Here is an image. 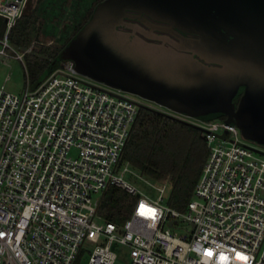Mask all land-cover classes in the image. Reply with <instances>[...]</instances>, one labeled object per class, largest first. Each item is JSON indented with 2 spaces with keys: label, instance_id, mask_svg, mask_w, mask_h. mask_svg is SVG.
<instances>
[{
  "label": "built area",
  "instance_id": "2783aa9c",
  "mask_svg": "<svg viewBox=\"0 0 264 264\" xmlns=\"http://www.w3.org/2000/svg\"><path fill=\"white\" fill-rule=\"evenodd\" d=\"M29 1L0 0V62L24 61L9 35ZM56 70L35 89L27 67L23 91L0 86V264H75L84 250L88 264H115L117 245L130 248L128 264H264V150L225 119L200 121L209 155L187 212L172 208L168 180L121 164L141 104L72 62ZM109 186L136 197L120 225L94 198ZM179 222L191 225L184 235L171 232Z\"/></svg>",
  "mask_w": 264,
  "mask_h": 264
},
{
  "label": "water",
  "instance_id": "95a60500",
  "mask_svg": "<svg viewBox=\"0 0 264 264\" xmlns=\"http://www.w3.org/2000/svg\"><path fill=\"white\" fill-rule=\"evenodd\" d=\"M65 62L264 146V0H103L32 89Z\"/></svg>",
  "mask_w": 264,
  "mask_h": 264
},
{
  "label": "trees",
  "instance_id": "16d2710c",
  "mask_svg": "<svg viewBox=\"0 0 264 264\" xmlns=\"http://www.w3.org/2000/svg\"><path fill=\"white\" fill-rule=\"evenodd\" d=\"M34 1H29L9 35L13 45L25 50L41 34L47 23V17L44 16V13L48 9L40 7L43 0H37V4H34ZM101 1L96 0L83 13V6H81L83 2L79 0L77 12L78 10L80 13L82 12V18L74 24L71 37L65 39L61 47L40 44L39 48H35L31 53L26 54V56L30 55L28 57H31L28 75H30L32 86L49 69L58 54L73 38V35L87 23L95 6ZM57 16L58 14L53 15V17ZM51 73L53 72H50L47 78ZM47 78L45 77L43 80L45 81ZM139 111L140 114L125 147L123 159L129 161L133 168H137L143 175L152 180H168L171 193L167 205L184 211L194 195L195 185L209 155L203 132L199 128L154 108L141 106ZM222 119L225 118L222 117ZM135 201L136 197L124 189L109 186L100 198L99 214L105 221L123 223L131 217Z\"/></svg>",
  "mask_w": 264,
  "mask_h": 264
},
{
  "label": "rangeland",
  "instance_id": "374dc122",
  "mask_svg": "<svg viewBox=\"0 0 264 264\" xmlns=\"http://www.w3.org/2000/svg\"><path fill=\"white\" fill-rule=\"evenodd\" d=\"M96 0H82L83 4H81L83 13L87 11L95 2ZM37 0L34 1V4ZM79 3V0H43V4L40 6L42 9L46 7L48 10L46 13H44V16L47 17V23L45 24L43 31L41 34L35 38V40L32 42L31 46L28 47L26 50L24 48L17 47L19 52L23 53L24 61L19 59L10 58L7 59L5 62H0V86H4L7 90L11 92H21L25 88L28 80V75L26 74V67L29 69L30 59L31 57L26 56V54L31 53L35 48H39L40 44H45L47 46L51 47H61L65 39L71 37L73 30H74V24L78 23L81 20V14L79 10L77 12V5ZM41 9V11H42ZM41 11H38L39 13ZM81 11V10H80ZM54 14H58L57 17H53ZM26 65V67H25ZM60 70H56L55 73H57ZM54 72L51 73V75L55 74ZM104 85V84H103ZM122 95L127 97L130 100H134L138 102L141 105L147 106L149 108H154L156 110L162 111L164 113H167L168 110L164 107L159 106L153 101L146 100L145 98L136 95L131 94L128 92H121ZM171 113V112H168ZM188 121L196 124V125H202V122L195 120V119H187ZM241 139L244 140L247 144L249 143L251 146H254L257 149L264 150V146H261L257 144L254 141L246 140L242 135ZM129 162L127 160L122 159L121 164ZM130 163V162H129ZM122 166V165H121ZM120 166V167H121ZM132 167V166H131ZM133 168V167H132ZM120 170V168H118ZM138 172H140L137 168H135ZM141 173V172H140ZM142 174V173H141ZM145 176V175H144ZM150 182L157 183L158 181L152 180L151 178H148L145 176ZM129 180H132L133 184H135L139 190L142 193L149 194L152 197H156L159 195V192H157L152 187H149L148 184H146L144 181L131 176H127ZM171 193V186L167 189V192L164 194V203L167 204V200ZM102 196V192L96 193L94 195L95 199H100ZM184 212H187V209L184 210ZM122 224V223H117ZM168 225V224H167ZM190 224L179 222L174 225V227H169L171 229V232L177 233L178 235H184L186 234V227H188ZM191 226V225H190ZM88 248L91 247L89 245H86ZM114 250L116 251L118 258L115 264H128L131 260V250L127 246L123 245H117ZM89 259V252L84 250V252L79 256V259L76 264H88Z\"/></svg>",
  "mask_w": 264,
  "mask_h": 264
},
{
  "label": "flooded vegetation",
  "instance_id": "af4514ba",
  "mask_svg": "<svg viewBox=\"0 0 264 264\" xmlns=\"http://www.w3.org/2000/svg\"><path fill=\"white\" fill-rule=\"evenodd\" d=\"M103 1V0H102ZM169 111V110H168ZM193 119V118H192ZM236 125V124H235ZM237 126V125H236ZM238 127V126H237ZM240 132H241V130H240ZM241 135H242V133H241ZM243 136V135H242ZM258 144V143H257ZM260 145V144H259ZM262 146V145H261Z\"/></svg>",
  "mask_w": 264,
  "mask_h": 264
}]
</instances>
